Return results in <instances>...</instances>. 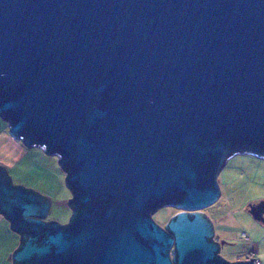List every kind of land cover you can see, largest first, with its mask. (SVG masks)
Segmentation results:
<instances>
[{
    "label": "water",
    "instance_id": "95a60500",
    "mask_svg": "<svg viewBox=\"0 0 264 264\" xmlns=\"http://www.w3.org/2000/svg\"><path fill=\"white\" fill-rule=\"evenodd\" d=\"M0 117L72 191L47 221L0 165L12 264H253L202 209L230 156L264 158V0H0Z\"/></svg>",
    "mask_w": 264,
    "mask_h": 264
},
{
    "label": "rangeland",
    "instance_id": "374dc122",
    "mask_svg": "<svg viewBox=\"0 0 264 264\" xmlns=\"http://www.w3.org/2000/svg\"><path fill=\"white\" fill-rule=\"evenodd\" d=\"M11 138L21 141L12 136ZM37 170H35V176L28 177L29 181L23 178L20 173H16L14 178L17 181L24 179L23 181L28 183L24 187L29 185V188L42 195H46L42 193L44 191L50 193V190L59 189V184H57L59 180L57 181L55 173L48 168L45 170L38 167ZM43 179H47V184L42 183ZM216 182L219 196L214 203L202 211L211 221L215 233L214 238L220 244L219 255L232 261L242 258L249 251H254L249 254L250 256L254 255L256 251L257 255L259 252L261 253L259 258L261 264H264V214L255 213L254 208L251 207V205L264 204V158L250 153H236L225 161L216 176ZM60 183L63 188L58 190L55 195L50 193L53 199L50 198L51 206L45 219L65 223L72 214L70 212L72 208L66 206L64 202L71 198L72 193L62 176ZM179 210L174 205H163L153 212L152 218L159 225L165 227ZM246 231L250 236H256L254 244L248 242L250 237L244 238L246 235L242 232Z\"/></svg>",
    "mask_w": 264,
    "mask_h": 264
},
{
    "label": "crops",
    "instance_id": "0c3cea01",
    "mask_svg": "<svg viewBox=\"0 0 264 264\" xmlns=\"http://www.w3.org/2000/svg\"><path fill=\"white\" fill-rule=\"evenodd\" d=\"M6 151H8L9 153L6 154ZM58 159L59 158L57 155L47 154L43 150V148L39 146L27 147L21 141L13 140L8 133L7 122L0 117V165L4 166L7 174L11 177V181L14 184L18 182L23 184V186H26L28 184L23 181L24 179L21 181H17L16 178H14V176H16V173L22 174L23 178L29 181L28 177L31 178L32 176H35V170H37L38 167H41L45 170H47L48 168L56 174L57 181L59 180L57 183L59 184L58 190H60L61 188H63L60 183V178L61 176L65 178L66 173L59 164ZM42 183L47 184V179H43ZM58 190L53 189L49 192L52 195H55ZM42 193L46 194L45 196L53 199V196H51L50 193L46 191ZM64 203L66 206H70L68 201ZM71 210L72 209H70V212H72ZM68 221L69 219L65 223H68ZM10 223L11 221L7 219L3 213L0 212V264H12V254L20 244V234L16 230L11 228ZM242 233H245L246 235L244 238L250 237V239H248L249 243L251 242L254 244V241H256V236H250L247 231ZM214 234L215 233L213 232V240L217 241L214 238ZM250 253H254V251H249L245 256L239 259L248 258ZM219 256L226 260L221 255ZM254 256L260 260L259 257L261 256V253L259 252V254L257 255L255 251Z\"/></svg>",
    "mask_w": 264,
    "mask_h": 264
},
{
    "label": "flooded vegetation",
    "instance_id": "af4514ba",
    "mask_svg": "<svg viewBox=\"0 0 264 264\" xmlns=\"http://www.w3.org/2000/svg\"><path fill=\"white\" fill-rule=\"evenodd\" d=\"M251 207L254 208L255 213L258 212V213H260L262 215L264 214V204H260V205L258 204L257 206H252L251 205Z\"/></svg>",
    "mask_w": 264,
    "mask_h": 264
},
{
    "label": "built area",
    "instance_id": "2783aa9c",
    "mask_svg": "<svg viewBox=\"0 0 264 264\" xmlns=\"http://www.w3.org/2000/svg\"><path fill=\"white\" fill-rule=\"evenodd\" d=\"M251 258H253V264H261L260 260L257 259L254 255H251Z\"/></svg>",
    "mask_w": 264,
    "mask_h": 264
},
{
    "label": "trees",
    "instance_id": "16d2710c",
    "mask_svg": "<svg viewBox=\"0 0 264 264\" xmlns=\"http://www.w3.org/2000/svg\"><path fill=\"white\" fill-rule=\"evenodd\" d=\"M73 212H74V210H73ZM77 215V213L76 212H74V216L73 217H75ZM37 243L39 244V243H41L40 241H37ZM22 244V243H21ZM21 246V245H20Z\"/></svg>",
    "mask_w": 264,
    "mask_h": 264
},
{
    "label": "bare ground",
    "instance_id": "6f19581e",
    "mask_svg": "<svg viewBox=\"0 0 264 264\" xmlns=\"http://www.w3.org/2000/svg\"><path fill=\"white\" fill-rule=\"evenodd\" d=\"M250 258H251V256L249 255L248 259H250Z\"/></svg>",
    "mask_w": 264,
    "mask_h": 264
}]
</instances>
